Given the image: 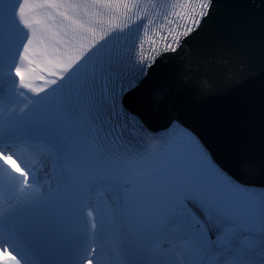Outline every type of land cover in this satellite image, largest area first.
<instances>
[{
  "label": "snow or ice",
  "instance_id": "6c2138e0",
  "mask_svg": "<svg viewBox=\"0 0 264 264\" xmlns=\"http://www.w3.org/2000/svg\"><path fill=\"white\" fill-rule=\"evenodd\" d=\"M213 9L0 0V264H264V190L176 119L153 139L125 104ZM105 16L122 20L96 39ZM134 24L133 48L110 47Z\"/></svg>",
  "mask_w": 264,
  "mask_h": 264
},
{
  "label": "water",
  "instance_id": "95a60500",
  "mask_svg": "<svg viewBox=\"0 0 264 264\" xmlns=\"http://www.w3.org/2000/svg\"><path fill=\"white\" fill-rule=\"evenodd\" d=\"M174 82L184 95L168 111L164 83ZM131 106L152 127L176 119L232 178L264 190V0H215L200 31L163 60Z\"/></svg>",
  "mask_w": 264,
  "mask_h": 264
},
{
  "label": "bare ground",
  "instance_id": "6f19581e",
  "mask_svg": "<svg viewBox=\"0 0 264 264\" xmlns=\"http://www.w3.org/2000/svg\"><path fill=\"white\" fill-rule=\"evenodd\" d=\"M189 78H190V77H189ZM187 82H188V83H193L191 79H188ZM177 88H178L177 82H174V83L171 84V85H167L166 83H164V91H163V92H166L167 94H169L167 100L170 101V104H169L168 102H165L164 105L161 104V107H162V108H166V110H167V108H168V111H169V106H173V107H175V106H176L175 104L179 103L178 101L180 100V98H181L184 94L181 93V92H177ZM158 95H159V94L156 95V97H158L157 99L162 100V98H160V97H162V96H160V95L158 96ZM163 100H164V99H163ZM167 103H168L169 105H168ZM154 105H157V104H156V101L154 102ZM162 108H161V110H162ZM243 185H245V184H243ZM250 190H251V191H254V192H259V191H261L260 189H257V188H254V187H251Z\"/></svg>",
  "mask_w": 264,
  "mask_h": 264
},
{
  "label": "clouds",
  "instance_id": "9594fccd",
  "mask_svg": "<svg viewBox=\"0 0 264 264\" xmlns=\"http://www.w3.org/2000/svg\"><path fill=\"white\" fill-rule=\"evenodd\" d=\"M150 143H151V145H152V148L154 149V148L158 145L159 142L153 140V141H150Z\"/></svg>",
  "mask_w": 264,
  "mask_h": 264
}]
</instances>
